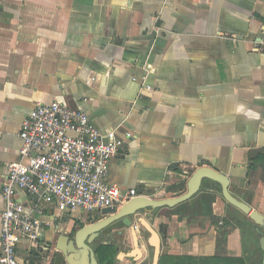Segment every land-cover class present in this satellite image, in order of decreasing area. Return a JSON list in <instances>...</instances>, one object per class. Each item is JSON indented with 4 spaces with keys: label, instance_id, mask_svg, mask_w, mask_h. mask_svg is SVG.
Returning <instances> with one entry per match:
<instances>
[{
    "label": "crops",
    "instance_id": "1",
    "mask_svg": "<svg viewBox=\"0 0 264 264\" xmlns=\"http://www.w3.org/2000/svg\"><path fill=\"white\" fill-rule=\"evenodd\" d=\"M263 26L264 0H0V213L21 122L55 100L102 132L131 134L109 162V182L169 197L183 188L184 170L206 165L264 215V161L254 162L264 154ZM203 193L185 216L136 215L103 239L115 246L116 264H159L166 255L262 264L254 222L218 193L206 206ZM16 199L29 205L21 190ZM33 215L51 225L37 248L17 246L18 264H53L56 228L87 224L93 214ZM236 218L246 221L245 236Z\"/></svg>",
    "mask_w": 264,
    "mask_h": 264
},
{
    "label": "built area",
    "instance_id": "2",
    "mask_svg": "<svg viewBox=\"0 0 264 264\" xmlns=\"http://www.w3.org/2000/svg\"><path fill=\"white\" fill-rule=\"evenodd\" d=\"M19 137L18 158L7 164L1 185L0 264H18L21 243L28 249L39 246L44 226L51 222L33 214L45 208L59 216L94 214L145 195L107 180L111 158L124 150L131 134L102 132L79 109L55 100L37 104L21 122ZM17 190L28 196V206L16 199Z\"/></svg>",
    "mask_w": 264,
    "mask_h": 264
},
{
    "label": "water",
    "instance_id": "3",
    "mask_svg": "<svg viewBox=\"0 0 264 264\" xmlns=\"http://www.w3.org/2000/svg\"><path fill=\"white\" fill-rule=\"evenodd\" d=\"M181 177L180 181L183 188L169 197L154 198L137 195L119 207L101 208L92 215L87 224L81 226L74 224L62 231L56 228L57 236L51 256L53 264H97L92 246L93 243L97 242V239L108 238L113 236L112 234L121 233L122 229L133 224V217L136 215L151 221L152 215L158 211L172 209L188 202L201 192L218 193L228 205L248 216L254 222L257 236L260 238V249L263 252L262 264H264V215L253 210L247 203L231 193L229 177L225 173L206 165L189 168L188 175H181ZM212 184L216 186V190L217 188L219 190L215 191ZM145 224L150 230V226L146 222ZM152 234H154L153 231ZM103 244H107V242H103ZM49 249L47 248V250Z\"/></svg>",
    "mask_w": 264,
    "mask_h": 264
},
{
    "label": "trees",
    "instance_id": "4",
    "mask_svg": "<svg viewBox=\"0 0 264 264\" xmlns=\"http://www.w3.org/2000/svg\"><path fill=\"white\" fill-rule=\"evenodd\" d=\"M263 161H264V154H257L256 157L254 158V162L261 163ZM217 190L219 189L217 188ZM213 199H214L213 194L203 193L201 203L207 206V204L209 205ZM187 205H188V202H184L172 209H164V210H168L169 213L178 212V213H181V216H185L190 213L189 210L184 209L186 208ZM139 221L143 226L146 227V224L144 221L142 220H139ZM236 224H238V226L241 228L243 235L245 236L247 232L246 221H243L241 218H236ZM94 251H95L96 258H97V264H116L117 250L114 245L110 243L103 244L102 242H99L95 244ZM221 261L225 264H232L239 260H235L231 258H224ZM206 262L202 260H195L192 257L175 258V257L166 255V256H161L159 264H204Z\"/></svg>",
    "mask_w": 264,
    "mask_h": 264
},
{
    "label": "flooded vegetation",
    "instance_id": "5",
    "mask_svg": "<svg viewBox=\"0 0 264 264\" xmlns=\"http://www.w3.org/2000/svg\"><path fill=\"white\" fill-rule=\"evenodd\" d=\"M79 226H80V225H79ZM256 238H259V237L256 236ZM103 239H105V238H99V239H97V242H95V243L92 244L93 248L95 247V244H97V243H99V242H102V243H103V241H102ZM111 239H112V238H111Z\"/></svg>",
    "mask_w": 264,
    "mask_h": 264
},
{
    "label": "rangeland",
    "instance_id": "6",
    "mask_svg": "<svg viewBox=\"0 0 264 264\" xmlns=\"http://www.w3.org/2000/svg\"><path fill=\"white\" fill-rule=\"evenodd\" d=\"M138 219H140V217H139V215H138ZM135 219H134V217H133V221H134Z\"/></svg>",
    "mask_w": 264,
    "mask_h": 264
}]
</instances>
